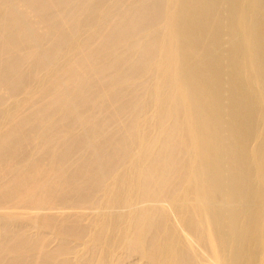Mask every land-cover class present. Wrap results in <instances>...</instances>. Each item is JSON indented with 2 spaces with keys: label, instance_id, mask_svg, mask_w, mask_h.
<instances>
[{
  "label": "bare ground",
  "instance_id": "bare-ground-1",
  "mask_svg": "<svg viewBox=\"0 0 264 264\" xmlns=\"http://www.w3.org/2000/svg\"><path fill=\"white\" fill-rule=\"evenodd\" d=\"M0 264H264V0H0Z\"/></svg>",
  "mask_w": 264,
  "mask_h": 264
}]
</instances>
